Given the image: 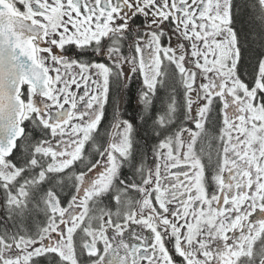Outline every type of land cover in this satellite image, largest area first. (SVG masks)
Instances as JSON below:
<instances>
[{
    "label": "snow or ice",
    "instance_id": "6c2138e0",
    "mask_svg": "<svg viewBox=\"0 0 264 264\" xmlns=\"http://www.w3.org/2000/svg\"><path fill=\"white\" fill-rule=\"evenodd\" d=\"M0 264H264V0H0Z\"/></svg>",
    "mask_w": 264,
    "mask_h": 264
},
{
    "label": "flooded vegetation",
    "instance_id": "af4514ba",
    "mask_svg": "<svg viewBox=\"0 0 264 264\" xmlns=\"http://www.w3.org/2000/svg\"><path fill=\"white\" fill-rule=\"evenodd\" d=\"M136 92V84L131 86V92L125 94L124 103L126 114H135V99L134 94Z\"/></svg>",
    "mask_w": 264,
    "mask_h": 264
},
{
    "label": "trees",
    "instance_id": "16d2710c",
    "mask_svg": "<svg viewBox=\"0 0 264 264\" xmlns=\"http://www.w3.org/2000/svg\"><path fill=\"white\" fill-rule=\"evenodd\" d=\"M243 27H247L248 25H247V22H245V24L244 25H242ZM207 144V141H205V145Z\"/></svg>",
    "mask_w": 264,
    "mask_h": 264
}]
</instances>
